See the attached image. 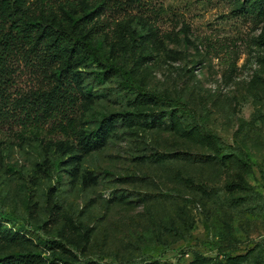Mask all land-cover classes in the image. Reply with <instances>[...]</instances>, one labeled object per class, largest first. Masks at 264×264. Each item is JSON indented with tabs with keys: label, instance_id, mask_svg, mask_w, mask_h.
Listing matches in <instances>:
<instances>
[{
	"label": "rangeland",
	"instance_id": "rangeland-1",
	"mask_svg": "<svg viewBox=\"0 0 264 264\" xmlns=\"http://www.w3.org/2000/svg\"><path fill=\"white\" fill-rule=\"evenodd\" d=\"M48 6L92 19L90 39L116 67L103 82L98 63L78 68L93 95L88 102L79 94V129L96 130L116 114L159 121L119 122L105 147L82 155L76 136L53 121L35 127L0 116V223L17 233L0 242V259L264 264V0ZM42 57L38 50L13 59L10 101L50 87L57 66ZM61 144L75 150L66 154ZM221 151L234 156L222 161ZM162 155L172 157L156 160Z\"/></svg>",
	"mask_w": 264,
	"mask_h": 264
},
{
	"label": "trees",
	"instance_id": "trees-1",
	"mask_svg": "<svg viewBox=\"0 0 264 264\" xmlns=\"http://www.w3.org/2000/svg\"><path fill=\"white\" fill-rule=\"evenodd\" d=\"M52 1L61 0H39L41 6L47 5V9L37 7L32 10L28 0H0V116L13 114L15 119L34 121L35 127L53 121L52 126L65 134L76 136V149L82 155L105 147L119 122L128 128L135 126L139 120L148 122L150 119L151 124H156L159 120L152 114L126 113L104 116L96 130L79 129L74 116L79 94L84 95L88 102L92 101L93 95L82 90L81 84L85 75L78 68L90 62L98 63L105 71L103 75L97 74L95 78L103 82L116 72V67L90 39L94 32V24L90 27L92 19H88V16L76 18L67 14L60 17L51 6L48 8ZM38 50L41 51L43 60L51 61V64L57 66L51 75L52 84L47 89L36 91L30 98L20 97L10 101L5 89L10 78L11 62L22 53L26 55ZM9 102H13L10 109L12 112L9 109L4 110ZM63 146L61 144L60 149L64 148L63 152L66 154L75 150L73 145ZM233 156V153L221 151L217 158L225 161ZM169 157L172 156L162 155L156 160ZM73 159L71 157L70 160ZM201 159L208 160L209 157ZM238 161L247 166L245 162ZM16 236L17 233L0 223V242L11 241ZM43 263L44 260L38 254L11 255L0 259V264ZM88 264L94 263L91 261Z\"/></svg>",
	"mask_w": 264,
	"mask_h": 264
}]
</instances>
